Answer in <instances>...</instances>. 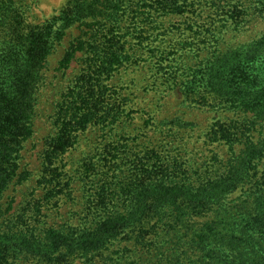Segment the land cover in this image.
I'll return each mask as SVG.
<instances>
[{
    "label": "trees",
    "instance_id": "obj_1",
    "mask_svg": "<svg viewBox=\"0 0 264 264\" xmlns=\"http://www.w3.org/2000/svg\"><path fill=\"white\" fill-rule=\"evenodd\" d=\"M221 1L235 30L250 16L264 18V0ZM23 2L0 0V200L31 176L22 161L35 135L37 95L48 59L70 27L79 24L82 33L58 69L69 70L79 54L85 64L62 95L54 115L56 133L46 141L40 184L50 198L65 193L57 164L79 135L91 126L111 130L130 117L122 94L110 83L113 77L144 55L163 68L164 55H154L159 47H154L158 27L153 24L189 14L196 5L189 0H73L59 20L34 25ZM188 70L187 80L178 84L185 101L239 117L215 122L206 135L210 143L228 147L222 168L192 181L181 177L186 172L181 162L151 150L147 161L146 155L138 162L127 157L132 167L122 176L121 157L116 148L109 149L113 158L102 160L114 172L101 174L100 200L86 208L90 225L39 232L27 209L13 217L14 200L5 211L0 205V264H149L150 258L152 264H264V32L217 49ZM35 209L42 212L38 205ZM149 234L155 235L153 243L146 240ZM126 238L131 245L115 246ZM139 245L149 259L134 251Z\"/></svg>",
    "mask_w": 264,
    "mask_h": 264
},
{
    "label": "rangeland",
    "instance_id": "obj_2",
    "mask_svg": "<svg viewBox=\"0 0 264 264\" xmlns=\"http://www.w3.org/2000/svg\"><path fill=\"white\" fill-rule=\"evenodd\" d=\"M72 1L24 0L23 4L29 23L36 25L59 20ZM194 2L196 5L191 8V13L159 18V24H153V27H158L153 32V39H156L154 47H159L154 55H164L163 68L159 69L156 58L144 55L142 61L124 67L113 77L110 83L122 94L121 101L126 104L124 109L130 117H124L111 130L91 126L79 135L78 143L57 164L63 172L61 180L65 193L50 198L46 195L47 189L40 184L45 175L46 141L56 133L54 115L62 95L85 64V56L79 54L69 70L58 69L60 61L83 28L75 24L67 30L65 38L48 59L46 81L37 95L35 135L26 144L22 161L23 169L31 176L25 183L14 184L6 192L0 200L4 211L14 200L10 215L18 217L27 209L29 223L39 232L49 227L90 225L93 218H86L89 213L86 208L91 206V200H100L97 197L103 185L101 174L112 175L114 172L108 162L102 160L104 157L108 161L113 158L109 149L116 148V155L121 157L118 164L121 165L119 173L123 172L122 176L128 175L132 167L127 157L138 162L146 155L147 161V152L151 150L161 153L164 159L173 156L171 160L181 162L186 171L181 173V177L192 181H197L207 171L211 174V171L222 168L229 157L228 147L223 143H210L206 135L215 122H231L239 117L208 106H191L185 101L178 84L187 80L189 68L196 67L215 50H226L264 32V18L250 16L239 30H235L226 12L229 10L226 1L189 0V3ZM113 150L111 153H114ZM106 164L104 169H100ZM109 165L113 166V162ZM240 194V191L237 192L231 199ZM36 205L41 207L39 214ZM154 239L155 235L149 234L146 240L153 243ZM128 243L132 244L126 238L115 246L124 247ZM134 251L139 256L145 253L146 258L151 257L147 249L140 245ZM150 259L149 264H152L153 258Z\"/></svg>",
    "mask_w": 264,
    "mask_h": 264
}]
</instances>
